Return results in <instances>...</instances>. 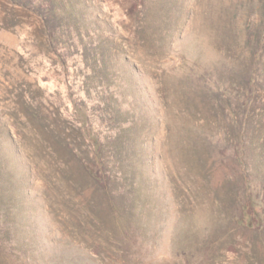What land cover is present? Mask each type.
I'll use <instances>...</instances> for the list:
<instances>
[{
    "label": "rangeland",
    "instance_id": "obj_1",
    "mask_svg": "<svg viewBox=\"0 0 264 264\" xmlns=\"http://www.w3.org/2000/svg\"><path fill=\"white\" fill-rule=\"evenodd\" d=\"M30 1L0 0V264H264V0ZM82 101L106 189L66 147Z\"/></svg>",
    "mask_w": 264,
    "mask_h": 264
},
{
    "label": "trees",
    "instance_id": "obj_2",
    "mask_svg": "<svg viewBox=\"0 0 264 264\" xmlns=\"http://www.w3.org/2000/svg\"><path fill=\"white\" fill-rule=\"evenodd\" d=\"M31 0L28 4V6L31 5L33 2ZM139 0H136L135 4ZM53 8H44L43 11L37 10L35 14L43 21H49L50 19H53L56 13H59L63 16L65 15L68 17V21L65 24V27L68 28L66 32H62L63 36H65V39L59 43L57 39V30L58 28L51 27L47 31V40H48V46L51 48V52L53 53H59V51H67L66 48H79L81 51H84V43L82 42V38L84 37L83 34H80V32L74 28H72V25L70 24V18L73 17L71 14V11L69 8H56V4H54L51 1H48ZM65 6V5H64ZM63 6V7H64ZM56 8V9H55ZM69 11V12H67ZM135 20L137 23H140L141 18L138 17L137 14H135ZM61 45L60 48L57 49L58 45ZM102 61L100 59L96 60L94 65L87 66V69H96V68H102ZM259 75L256 74L251 75L248 79V87L252 85L256 80H258ZM98 87L101 88L104 84H101V82H98ZM105 83V82H104ZM217 94L222 96L223 93V87H215L214 89ZM234 99L241 104V107H246L251 101L253 97V92L249 89L246 93H239V92H233ZM226 97V96H225ZM100 104L105 103V99L101 98L99 100ZM77 115L75 116L74 123L76 125V131L79 133L81 140H82V146L81 148H75L70 143H66L67 149L70 151L73 157L76 159L77 162L80 163L82 169L84 172L93 180L95 183L98 184L102 189H106L109 183L111 182V175L106 170V163L103 161L102 156V150L105 144L107 143V138L104 136H100V134H97L95 131H93L92 124L90 121V115H89V109L87 107V104H85L83 101L80 103V105L75 106ZM114 120V118H111ZM111 138V137H110ZM109 139V138H108ZM264 204V196L256 190L252 191V195L249 198L248 205L252 206L253 208L260 207ZM256 221H254L253 226H260L264 223V218L262 213H256ZM246 221L249 220H238V223L245 224ZM251 223V221H249Z\"/></svg>",
    "mask_w": 264,
    "mask_h": 264
}]
</instances>
